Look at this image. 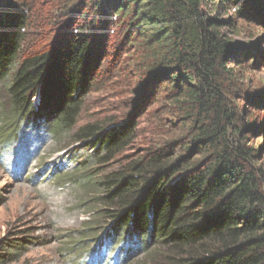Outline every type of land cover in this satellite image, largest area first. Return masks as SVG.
<instances>
[{"label": "trees", "instance_id": "trees-1", "mask_svg": "<svg viewBox=\"0 0 264 264\" xmlns=\"http://www.w3.org/2000/svg\"><path fill=\"white\" fill-rule=\"evenodd\" d=\"M44 23L59 30L51 49L22 56L24 31ZM254 25L264 0H0L9 119L73 132L91 150L82 164L108 163L139 138L136 158L88 180L104 189L108 217L163 247L159 264H264V164L246 106L262 98L244 89L232 38ZM105 87L127 88L148 138L134 118L78 127L84 97Z\"/></svg>", "mask_w": 264, "mask_h": 264}, {"label": "rangeland", "instance_id": "rangeland-1", "mask_svg": "<svg viewBox=\"0 0 264 264\" xmlns=\"http://www.w3.org/2000/svg\"><path fill=\"white\" fill-rule=\"evenodd\" d=\"M258 28L254 25L252 36L239 31L232 38L243 43L239 57L246 68L244 89L251 93L256 89L262 98L259 106L245 105L258 120V130L248 134V142L260 149L259 163L264 164V26ZM24 32L22 56L50 50L59 30L44 23ZM111 59L108 56L98 65L96 76L101 77ZM11 81L10 76L0 79V264H159L163 247L108 217L110 210L101 199L104 189L88 180L99 181L136 158L142 141L134 140L108 163L82 164L91 150L84 142L72 141L73 132L54 135L34 128L35 122L27 118L9 119ZM121 90L127 88L88 93L78 127L134 118L137 132L148 138L143 108L131 104ZM154 249L157 255L152 254Z\"/></svg>", "mask_w": 264, "mask_h": 264}, {"label": "clouds", "instance_id": "clouds-1", "mask_svg": "<svg viewBox=\"0 0 264 264\" xmlns=\"http://www.w3.org/2000/svg\"><path fill=\"white\" fill-rule=\"evenodd\" d=\"M52 211H55L54 209ZM54 218V217H53Z\"/></svg>", "mask_w": 264, "mask_h": 264}]
</instances>
